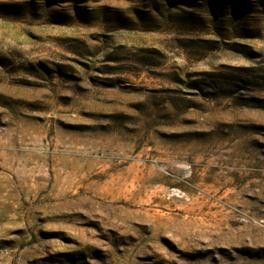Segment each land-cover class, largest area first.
<instances>
[{
	"label": "rangeland",
	"instance_id": "1",
	"mask_svg": "<svg viewBox=\"0 0 264 264\" xmlns=\"http://www.w3.org/2000/svg\"><path fill=\"white\" fill-rule=\"evenodd\" d=\"M0 264H264V0H0Z\"/></svg>",
	"mask_w": 264,
	"mask_h": 264
}]
</instances>
